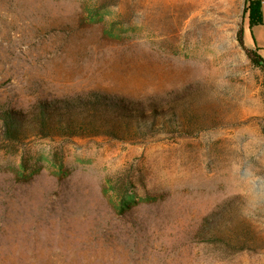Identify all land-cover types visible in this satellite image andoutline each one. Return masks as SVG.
<instances>
[{
	"label": "rangeland",
	"instance_id": "obj_1",
	"mask_svg": "<svg viewBox=\"0 0 264 264\" xmlns=\"http://www.w3.org/2000/svg\"><path fill=\"white\" fill-rule=\"evenodd\" d=\"M246 5L0 0V264H264Z\"/></svg>",
	"mask_w": 264,
	"mask_h": 264
},
{
	"label": "trees",
	"instance_id": "obj_2",
	"mask_svg": "<svg viewBox=\"0 0 264 264\" xmlns=\"http://www.w3.org/2000/svg\"><path fill=\"white\" fill-rule=\"evenodd\" d=\"M246 1V12H249V22H250V26H254L256 24H261L263 23V18H262V11H261V1L260 0H245ZM238 40L240 42V44L247 50V52L249 53L250 57L252 58V60L264 67V57L258 53L257 49H250L248 47H246L245 42H244V28L240 29L239 34H238ZM94 95V94H93ZM109 101V105L111 106H119L118 105V101H114L113 98L107 99ZM109 125H96L94 127H90V126H86L84 124L81 125H69L68 130L71 131V133L73 134H80L82 132H84L85 130H94L92 132H97V133H103L106 132V130H109ZM80 130V131H77ZM84 130V131H82ZM264 130V128H263ZM126 206H129V201H124L122 204H120L121 208H126Z\"/></svg>",
	"mask_w": 264,
	"mask_h": 264
},
{
	"label": "crops",
	"instance_id": "obj_3",
	"mask_svg": "<svg viewBox=\"0 0 264 264\" xmlns=\"http://www.w3.org/2000/svg\"><path fill=\"white\" fill-rule=\"evenodd\" d=\"M261 1L263 23L250 26L249 12L244 28V42L246 47L257 49L264 56V0Z\"/></svg>",
	"mask_w": 264,
	"mask_h": 264
}]
</instances>
